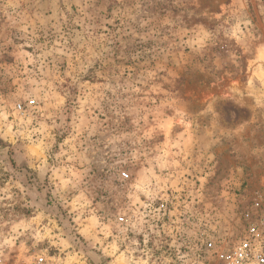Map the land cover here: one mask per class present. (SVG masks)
Wrapping results in <instances>:
<instances>
[{
  "label": "rangeland",
  "instance_id": "374dc122",
  "mask_svg": "<svg viewBox=\"0 0 264 264\" xmlns=\"http://www.w3.org/2000/svg\"><path fill=\"white\" fill-rule=\"evenodd\" d=\"M256 197L264 0H0L14 257L215 264Z\"/></svg>",
  "mask_w": 264,
  "mask_h": 264
},
{
  "label": "built area",
  "instance_id": "2783aa9c",
  "mask_svg": "<svg viewBox=\"0 0 264 264\" xmlns=\"http://www.w3.org/2000/svg\"><path fill=\"white\" fill-rule=\"evenodd\" d=\"M127 177V173H122ZM245 227L241 237L228 248L216 251L215 264H264V198L256 197L245 213ZM208 242L207 247H211ZM55 257L39 251L32 255L15 257L11 244L0 228V264H54Z\"/></svg>",
  "mask_w": 264,
  "mask_h": 264
}]
</instances>
